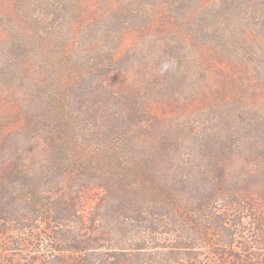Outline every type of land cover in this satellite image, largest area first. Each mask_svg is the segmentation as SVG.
Segmentation results:
<instances>
[{"label":"trees","instance_id":"1","mask_svg":"<svg viewBox=\"0 0 264 264\" xmlns=\"http://www.w3.org/2000/svg\"><path fill=\"white\" fill-rule=\"evenodd\" d=\"M46 1L27 0L24 5L17 0L13 12L0 17V27L6 28L0 56V240L23 245L27 239L21 242V235H29L27 231L34 230L38 221H49L53 228L43 237H48L55 251L84 252L87 264H98L101 259L93 260L89 253L100 240L103 202L107 218L142 224L141 231L150 243L174 242L185 251L215 241L231 245L242 232V218L216 217L213 222L220 231L215 241L208 230L195 231L192 236L181 229L178 220L189 214L181 208L190 205L202 212H214L222 204L239 212L247 209L240 193L256 190L254 178L261 179L257 190L264 203V138L262 149L248 145L245 138L257 126L255 112L247 108L255 97L244 98L243 89L237 94L242 81L234 84L235 94L229 96L228 84L214 87L206 77L201 82L185 81L179 70L167 79L168 69L163 75L153 70L159 78L155 81L140 80L128 86L118 75L119 48H112L122 45L125 38L56 35L52 30L60 20L49 15L60 10L62 3ZM27 10L32 16H27ZM203 36L198 33L191 38L197 50H214L212 41L203 42ZM167 39L171 45L167 53L183 55L181 38ZM137 52L128 54L126 63H147L144 53ZM245 72L255 76L249 69ZM111 80L117 83L113 90ZM249 88L254 91L253 86ZM216 94L225 101L228 97L241 99V105L227 109L213 98L215 107H220L210 120L212 128L196 134L192 118L182 115L199 96L208 101ZM167 102L172 110L166 108ZM188 143L191 148L185 151ZM33 148L40 150L42 158L31 166L25 153ZM236 155L253 159L245 161L263 170L254 175L243 164L235 166ZM232 166L234 183L229 178ZM81 192L101 196L89 217L88 233L72 227L81 220L77 213ZM52 194L58 195L55 202ZM188 195H192L190 200ZM21 206L27 211L19 212ZM165 215L172 217L171 228L164 224ZM228 221L237 232H225ZM261 230L263 241L256 242L264 245V228ZM122 237L121 241H127L126 233ZM7 247L2 251L12 250ZM218 253L228 252L220 249ZM83 261L60 257L43 263Z\"/></svg>","mask_w":264,"mask_h":264},{"label":"rangeland","instance_id":"2","mask_svg":"<svg viewBox=\"0 0 264 264\" xmlns=\"http://www.w3.org/2000/svg\"><path fill=\"white\" fill-rule=\"evenodd\" d=\"M36 1L47 2L46 0ZM50 1L56 2V5L62 3L58 5L60 10L49 15V18L60 20V23L52 30L56 35L72 36L84 33L97 36L119 35L125 38L122 45L117 43L112 48H119L118 75L128 86L140 80L144 83L155 81L159 78L153 74V70L163 75L166 69L169 71L165 74L167 79L171 78L172 73L178 74L179 70L183 72L184 75L182 74L181 77L185 81L201 82V78L206 77L214 87H218L221 83L228 84L227 86L231 88L227 89L229 96H232V93L235 94L234 84H241L238 81H242L243 87H237V94L243 89L244 98L255 97V101L247 108L255 112L257 124L254 133L245 138L248 145L262 149L264 138V0ZM15 2L17 0H0V17L9 16L13 12ZM26 2L27 0H22V4L26 5ZM26 14L32 16L30 10H27ZM5 29V27H0V56L4 52L2 41ZM17 30L19 31L20 27ZM198 33L204 34L203 42L212 41L214 50H197L191 38ZM178 36L181 38V48H185L183 55L167 53L171 47L170 40L168 41L167 38ZM157 45L160 46L156 47ZM137 51L144 53V56L148 58L147 63L142 61L136 66L126 63L127 55ZM245 69H249L250 73L255 76L246 75ZM249 86H253L254 91H251ZM109 87L113 90L117 88V83L111 80ZM213 98L217 100V104L227 109L241 105V99L236 101L233 100L234 97H228L225 101L216 94L205 101L199 96L182 115L192 118L190 120L193 121L196 134L200 135L205 132V129L210 128L208 130L210 131L212 128L210 120L214 110L220 107H215L216 103ZM167 103L166 108L172 110L171 103ZM22 145L26 146L24 142ZM189 148H191L190 143L186 144L183 149L186 151ZM25 154L27 164L31 166L35 160L42 158L38 148H33ZM234 160H237L235 166L243 164L254 175L259 170H263L261 166L245 161L253 159H238L236 155ZM234 172L233 166L229 168L231 183H234L236 179L232 178ZM260 183L262 184L260 178H254L252 187L256 190L250 193H240L243 202L249 206L240 212L226 204H222L214 212L199 211L195 205L182 207V213L189 214L184 215L178 222L183 225L181 229L190 231L192 236L195 231L208 230L212 234V240L215 241V238L219 240L220 228H217L213 222L216 217L242 218L244 222L242 232L231 245H221L215 241L208 246L194 247L188 251L179 248L174 242L150 243L151 240L147 239L148 235L141 231L142 224L136 225L131 222L125 223L122 219L107 218V210L102 202L99 208L102 214L101 226L97 236L100 240L97 242V248L89 253L91 254L89 258L101 259L98 264H264V245L256 242V240L263 241L260 235L261 228H264V222L263 225L261 223L264 219V203L259 199L257 190L261 186ZM51 196L54 198L53 202L58 199L57 194ZM190 196L192 195L187 196L189 200ZM78 197L80 203L77 213L81 216V220L72 223V227L81 233H88L91 226L89 217L94 212L97 203H100L101 196L97 192L87 194L81 192ZM111 201L112 199L108 202ZM18 209L19 212L27 211L22 206ZM162 219L165 225L168 224L167 227H172L173 220L170 215H165ZM191 219L193 221H190ZM25 223L30 224L31 222L25 220ZM10 228L14 230L17 226L10 224ZM51 228L53 225L49 221H38L35 223L34 230L27 231L29 235L20 236L21 242L27 239L23 245H8L5 239H1L0 264H44L46 259L58 260L60 257L74 262L83 258L82 264H87L85 259L88 254L84 256V252L73 254L68 251L61 253L55 251L48 237L45 235L43 237V234ZM236 229L228 221L224 230L225 232H237ZM225 232L221 231L220 235H224ZM123 233L128 235L127 241H121ZM9 237L15 238L12 235ZM72 244L73 241L67 246H72ZM7 246H10L12 250L3 252L1 248H9ZM220 249L228 253L222 256L218 253Z\"/></svg>","mask_w":264,"mask_h":264}]
</instances>
